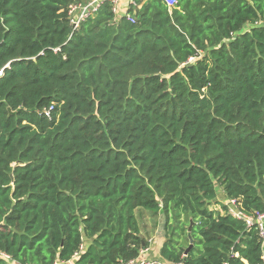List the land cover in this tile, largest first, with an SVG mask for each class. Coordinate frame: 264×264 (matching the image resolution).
<instances>
[{"label":"trees","instance_id":"trees-1","mask_svg":"<svg viewBox=\"0 0 264 264\" xmlns=\"http://www.w3.org/2000/svg\"><path fill=\"white\" fill-rule=\"evenodd\" d=\"M72 2L0 0V264H264V0Z\"/></svg>","mask_w":264,"mask_h":264},{"label":"built area","instance_id":"built-area-1","mask_svg":"<svg viewBox=\"0 0 264 264\" xmlns=\"http://www.w3.org/2000/svg\"><path fill=\"white\" fill-rule=\"evenodd\" d=\"M120 0H73L67 6V18L69 26L71 27V35H73L79 29L80 25L93 17L103 3L107 2L111 6L112 13L115 17L118 18V4ZM169 8L174 7L178 0H162ZM130 5H134V0H130ZM126 19L134 23V18L130 15H126ZM71 37V36H70ZM192 61V58L189 59V62ZM9 68V64L6 65L3 69H0V78L4 76L5 69ZM50 110L44 111L46 115H49ZM218 200V199H217ZM212 205V204H211ZM210 205V207H211ZM215 213L220 215H228L233 219L240 220L244 223L245 229L250 231L252 229L257 231L258 237L262 239L263 248H264V209L263 210H254L250 213H247L242 206V203L237 199L225 200L224 198L219 201L217 208L211 209ZM83 246L81 247V249ZM145 250L141 252V255L144 254ZM0 257L4 259H11L10 255L0 251ZM119 264H167L161 258H143L142 256L136 259H131L128 261H122ZM182 264V263H177Z\"/></svg>","mask_w":264,"mask_h":264},{"label":"crops","instance_id":"crops-1","mask_svg":"<svg viewBox=\"0 0 264 264\" xmlns=\"http://www.w3.org/2000/svg\"><path fill=\"white\" fill-rule=\"evenodd\" d=\"M130 0H120L118 4V18L120 16H126L127 12L130 7ZM223 199L222 195L219 196L218 201H221ZM217 208V204L212 203L211 207L209 206V209ZM163 242L160 243L158 240H154L152 243H150V246L145 250L144 254H142L143 258H150V255H153L152 259L154 258H160L159 256V251L160 248L162 247Z\"/></svg>","mask_w":264,"mask_h":264},{"label":"rangeland","instance_id":"rangeland-1","mask_svg":"<svg viewBox=\"0 0 264 264\" xmlns=\"http://www.w3.org/2000/svg\"><path fill=\"white\" fill-rule=\"evenodd\" d=\"M221 192V191H220ZM214 204H219V201L217 200L216 202H214ZM159 226L157 227L156 231L153 233L152 238L149 240L150 243H152L154 240H158L160 241V243H164L165 239H166V233H165V229H164V219L162 217L159 218ZM173 222H171V224L169 223V225H172ZM151 257L149 259H152L153 255H150Z\"/></svg>","mask_w":264,"mask_h":264},{"label":"water","instance_id":"water-1","mask_svg":"<svg viewBox=\"0 0 264 264\" xmlns=\"http://www.w3.org/2000/svg\"><path fill=\"white\" fill-rule=\"evenodd\" d=\"M193 224H194L193 221H191V222H190V225H189V228H188L189 231L191 230ZM192 248H193V240H192V238L189 236V246H188L187 249L185 250L184 255H187V254L191 251Z\"/></svg>","mask_w":264,"mask_h":264}]
</instances>
